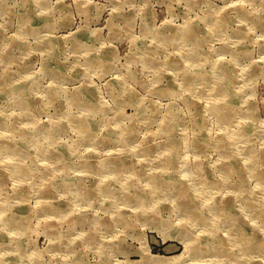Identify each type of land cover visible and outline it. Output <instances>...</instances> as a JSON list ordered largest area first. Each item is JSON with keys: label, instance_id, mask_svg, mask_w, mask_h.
Instances as JSON below:
<instances>
[{"label": "rangeland", "instance_id": "rangeland-1", "mask_svg": "<svg viewBox=\"0 0 264 264\" xmlns=\"http://www.w3.org/2000/svg\"><path fill=\"white\" fill-rule=\"evenodd\" d=\"M0 87V145L28 152L0 149V220L31 212L0 227L19 233L2 264H264L249 206L264 198V0H0ZM154 178L170 188L151 193ZM181 191L207 220L192 222ZM216 205L258 238L252 249L226 250L231 223L211 234Z\"/></svg>", "mask_w": 264, "mask_h": 264}, {"label": "bare ground", "instance_id": "bare-ground-1", "mask_svg": "<svg viewBox=\"0 0 264 264\" xmlns=\"http://www.w3.org/2000/svg\"><path fill=\"white\" fill-rule=\"evenodd\" d=\"M218 68L221 69V66L219 65ZM257 69L261 70L260 67H256ZM2 90V88L0 87V91ZM19 91H17L19 94H20V97L21 98H24V95L26 93V90L25 88H18ZM215 90H220V87L219 85L215 86ZM16 92V93H17ZM158 92H161V93H165L167 94L168 93V90H164V89H160V91ZM221 94V93H220ZM231 94V93H230ZM91 95V94H90ZM213 98V96H212ZM21 105H23L24 107L26 108H29L30 105L27 104L25 101L21 100L19 102ZM85 103V102H84ZM83 103V104H84ZM87 104H90L91 106H94L96 103L93 101V96L91 95L90 96V99H88V101L86 102ZM86 106V105H85ZM214 108H212V110H214L216 108V110H220L221 107L219 105H214L213 106ZM219 107V108H218ZM90 110V109H89ZM253 113V112H252ZM235 114V111H233V109H230L225 115H229L228 116V121H230L233 117L232 115ZM251 115V114H250ZM176 116V115H174ZM172 120H179L178 117H173ZM79 122V126L81 127L82 129V132H85L86 135H89L88 134V122L86 121V118L85 119H82L81 120V117L79 120H77V123ZM0 123H2V120H0ZM88 123V124H87ZM169 127L168 126L167 128V131H169ZM10 132H13L14 133V130H9ZM24 134H27L25 131L23 132ZM129 133V132H128ZM85 135V134H84ZM27 136V135H26ZM35 135H31L30 137L33 138ZM246 136V132H244V130H242L241 134H238V136L234 137V138H229L226 142H223V147L222 149L228 153V156L226 155V159L229 157V151H231L230 149H232V146H233V143L231 141H234L236 140V142H239L241 141L244 137ZM225 137V136H224ZM122 141V140H121ZM42 142V139H38L37 140V144H41ZM22 147H24L22 145V143H18V142H10L8 139H3L1 145H0V149L5 152L6 154H13L15 152H19L20 154H27L28 152H26V150L22 149ZM173 147V150H172V153L173 154H177V151H178V148L177 147ZM168 148V147H167ZM129 149V148H128ZM245 151L246 153H248L250 159H249V170H251V167H254L253 166V160H254V154H252L250 156V153H252V150L249 149L248 146H245ZM130 150V149H129ZM14 155V154H13ZM53 157V156H52ZM52 159V158H51ZM108 160V159H107ZM109 161V160H108ZM113 162V161H112ZM110 163V162H109ZM232 163V162H231ZM67 164V163H66ZM18 165V164H17ZM116 165V163H110L109 164V167H112ZM221 168L225 171L226 173V184L228 186H231L233 185L236 189V191L240 190L241 187L244 188L245 186L243 184H239V183H232L230 181L231 179V176L232 174H234L235 170L232 166L234 165H230V167L227 169V167L225 166V164L221 163ZM9 167V170H10V174L11 176H16V177H22L23 175H27V170L25 168H22L21 166L20 167H11V166H8ZM55 167V166H53ZM232 173V174H231ZM231 174V175H230ZM257 174V172H256ZM2 181H5L3 179H6V176H3L0 178ZM151 183H152V190L150 191L151 193L154 191H165L167 190L168 188H170V184H167V180L165 179H161V178H154L151 180ZM172 184V183H171ZM133 185V184H132ZM48 188L50 189L51 192L54 191L55 187H53V185H49ZM105 188V187H104ZM104 188H103V191H104ZM112 190V189H111ZM89 194V193H88ZM128 195V193H124V197H126ZM181 196L184 195V199L182 200V207H186L185 205H188V208H190L191 210V214L193 215V220L192 222L193 223H199L201 220L205 221L207 220L206 217L201 213L202 212V209L201 207L198 208L197 206H194L189 200H187L186 198H188L186 195H185V192H182L180 193ZM85 196V195H84ZM52 198V197H51ZM129 198V197H127ZM132 198V197H130ZM123 199V198H122ZM134 199V198H133ZM151 198H149L148 200H150ZM263 201H260L258 200V203L261 205V206H257L256 203L254 201H250L249 202V206H250V209L257 214L256 211H259L258 212V215L260 217L263 218V222H264V198L262 199ZM44 201V200H43ZM125 202V201H124ZM43 203V202H42ZM197 203V202H196ZM199 204V203H198ZM197 204V205H198ZM223 206L221 205H216V206H212L210 208H208V212L210 211L211 209V212H212V216L210 218V220L213 221V223H211V234H215L217 232V230L219 229H222L224 226H226L227 224H232V227H233V232L232 234L230 235V238H232V240L230 239V243L229 245L226 246V250L232 254H238L239 251L241 249H252L253 247H248L247 245H250L252 243H254L255 241H257V237H255L254 235H251V236H248L245 234L242 226L239 225V221L237 219L238 217V214L236 213H233V212H229V213H224V210L222 208ZM61 209L62 207L58 205V207L56 206V204H48V203H43L41 204V206L39 207V211H44V212H52L54 209H57L58 210ZM252 213V212H251ZM30 214L31 212L29 210H27L26 208H19L15 215L14 216H11V217H8V218H5L2 220H0V227H2L4 229L3 226H6V229H7V226H9L10 224L12 225H17V223H22L23 221L27 220L29 217H30ZM191 215V216H192ZM208 215V214H207ZM184 230V229H182ZM181 230V231H182ZM180 231V232H181ZM184 232H187L186 230H184ZM189 234V233H188ZM18 235L19 233H16L14 237L12 238H7L6 236H2L0 235V248L2 249V246H4V243L6 242H14V243H17V241L19 240L18 238ZM191 240L193 241V246L191 248H189L192 252H196L195 254H199L201 253V251H203L204 249H207L206 248H200L198 247L199 245H197L196 243V240L192 239L191 237ZM209 240H211V238H209ZM225 245H226V242H225ZM210 248V247H208ZM21 250V245H17L16 248H11V251L12 252H20ZM177 261L178 258H170V259H167V260H159V263L160 264H173V263H170L171 261ZM0 264H2V262L0 261ZM260 264H263V263H260Z\"/></svg>", "mask_w": 264, "mask_h": 264}]
</instances>
